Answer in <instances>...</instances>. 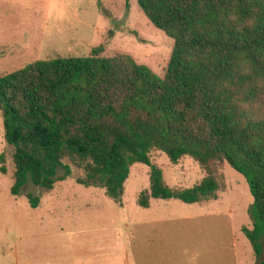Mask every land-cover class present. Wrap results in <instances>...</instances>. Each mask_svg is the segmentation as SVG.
<instances>
[{
    "label": "trees",
    "instance_id": "16d2710c",
    "mask_svg": "<svg viewBox=\"0 0 264 264\" xmlns=\"http://www.w3.org/2000/svg\"><path fill=\"white\" fill-rule=\"evenodd\" d=\"M136 3L173 41L162 76L128 55L104 56L100 45L88 57L35 61L0 78L11 195L27 183L51 191L70 176L68 160L84 173L79 185L102 187L116 204L135 164L149 168L140 208L151 199L199 204L216 199L226 163L248 183L253 224L242 232L264 264V0ZM153 151L172 165L190 157L204 178L169 188ZM0 173H7L3 154ZM28 199L37 208L39 198Z\"/></svg>",
    "mask_w": 264,
    "mask_h": 264
},
{
    "label": "rangeland",
    "instance_id": "374dc122",
    "mask_svg": "<svg viewBox=\"0 0 264 264\" xmlns=\"http://www.w3.org/2000/svg\"><path fill=\"white\" fill-rule=\"evenodd\" d=\"M44 2L27 12L0 2L1 37L20 38L31 28L43 39L39 49L35 44L12 57L2 51L0 78L35 61L88 57L100 45L104 56L128 55L162 76L173 41L149 23L136 0H65L64 9L48 16ZM1 154L7 173H0V264H72L74 258H93V264H256L242 232L252 228L253 198L246 179L226 163L219 167L222 189L215 200L188 205L151 199L142 209L137 200L149 188L143 164L130 168L116 204L102 187L79 185L84 173L68 160L63 164L70 176L51 191L27 183L11 195L13 150L5 144L0 115ZM150 159L171 189L191 188L205 176L190 157L172 165L153 151ZM63 174L59 169L57 177ZM28 195L39 198L37 208Z\"/></svg>",
    "mask_w": 264,
    "mask_h": 264
},
{
    "label": "crops",
    "instance_id": "0c3cea01",
    "mask_svg": "<svg viewBox=\"0 0 264 264\" xmlns=\"http://www.w3.org/2000/svg\"><path fill=\"white\" fill-rule=\"evenodd\" d=\"M0 2L11 5L12 8L21 7L23 10H26L27 12V10H29L30 7L31 9L34 8L32 6L38 3L39 0H0ZM44 3H45L44 9L46 10L47 16L51 13L52 10L64 9L65 6V0H45ZM26 25L30 27L29 24ZM42 35L45 34L43 33ZM19 37L20 38L18 37L8 38L7 36H5L4 38L0 36V40L6 42V43L3 42L0 43V55H2L3 54L2 51H4L9 54V57H12L13 55H15L14 53L16 52L20 53L24 51L26 48L34 49L35 44L39 49L41 47L39 43L40 41H43V39H41L42 36L37 37L36 35H34V33L31 31V28H29V30H27V32H25L23 36H19ZM93 260H94L93 258H85V259L74 258L73 260H71V262L72 264H93L92 262Z\"/></svg>",
    "mask_w": 264,
    "mask_h": 264
}]
</instances>
